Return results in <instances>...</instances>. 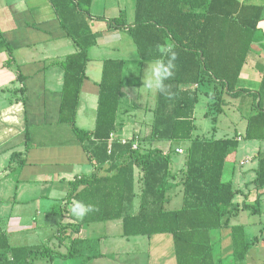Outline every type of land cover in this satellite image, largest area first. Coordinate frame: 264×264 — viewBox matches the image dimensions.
I'll return each instance as SVG.
<instances>
[{"label": "trees", "instance_id": "trees-1", "mask_svg": "<svg viewBox=\"0 0 264 264\" xmlns=\"http://www.w3.org/2000/svg\"><path fill=\"white\" fill-rule=\"evenodd\" d=\"M67 36L77 50L57 63L64 68L60 122L72 126L90 158L103 165L111 162L105 175L93 174L71 182L69 198L94 206L84 222L123 219V235L171 233L178 264H250L247 255L259 241L249 238L243 224L232 223L234 212L248 205L235 202L238 189L224 180L226 163L235 160L239 136L201 137L195 134L194 112L202 94L209 95L220 113L225 94L238 96L240 75L252 51L264 6L241 0H137L136 18L129 24L123 16L109 20V28H128L139 53V63L165 59L160 46L171 45L176 53L174 75L165 81L168 94L158 92V103L151 140L189 141L183 169L181 207L166 209L164 204L175 174L172 154L160 148L133 147L112 132L122 128L118 111L126 85V60L107 58L99 82V105L93 130L76 123L81 90L87 77L88 50L97 42L91 29L90 7L93 0H50ZM9 53L7 66L24 81L23 64L6 39L0 47ZM47 62L44 63L47 66ZM45 72L43 67L40 71ZM198 84L197 88L190 85ZM209 89V90H208ZM255 95L256 112L248 117L245 139L264 140V71ZM259 98V99H258ZM216 121V120H215ZM255 188H264V153L257 156ZM102 166V164L100 165ZM140 168L142 191L140 209L129 212L137 192L135 168ZM250 208V207H249ZM229 229L232 254L219 256L213 231ZM68 253L47 245L13 246L5 231H0V264H33L35 259Z\"/></svg>", "mask_w": 264, "mask_h": 264}, {"label": "crops", "instance_id": "crops-1", "mask_svg": "<svg viewBox=\"0 0 264 264\" xmlns=\"http://www.w3.org/2000/svg\"><path fill=\"white\" fill-rule=\"evenodd\" d=\"M241 1L264 6V0ZM101 9L93 0L89 22L93 24L91 29L96 33L97 42L88 50L87 77L82 85L76 123L82 129H95L103 62L107 58L125 59L126 85L122 90L118 111L122 128L116 131V137L124 136L130 141H137L138 146L141 143L146 148H160L172 154L175 179H172L164 206L166 209L181 207L186 159L185 152L180 153L177 148L182 147L186 151L190 142L151 140L158 92L153 93L143 86L148 64L154 61L141 65L139 57H136V61L130 64L126 55L120 56L124 51L121 43L126 41L130 33L128 28H109V19L122 13V9L118 11L105 6ZM133 18L127 19V22L132 24ZM258 31L264 32V18L259 22L254 36V40L260 38L263 42L264 36L257 34ZM1 39H6L15 48L14 53L18 62L23 64L25 78L24 81L19 79L16 69L7 66L9 53L5 47H0V231L6 232L10 244L47 245L55 251L68 253L66 257L37 258L33 264H178L171 233L125 236L122 218L84 222L85 217L79 219L70 212L72 203L79 201L68 196L71 182L93 174L105 175L111 162L103 165L92 160L78 138L68 142L60 138L63 128L59 118L64 68L57 62L75 52L78 47L67 36L50 0H0ZM253 45L252 55H249L244 65L246 73L243 67L239 81L240 88L243 78L251 81L243 87L246 91L238 96L224 95L227 96L223 106L229 104L228 98L241 96L242 103H246L247 111L242 113L246 119L243 131L231 135L229 127L220 122V115H227V112H214V99L202 94L201 99L203 96L211 99L204 113V117L210 120L205 127L210 135H197L217 138L239 136L238 149L246 140L244 136L248 117L256 112L254 94L260 88L258 82H262L264 71V51H253ZM137 54L139 56L138 50ZM134 66L135 72L131 71ZM137 66H140L138 71ZM43 67L45 72L41 73ZM135 74L140 80L129 79ZM190 87L197 88L198 84ZM195 113L196 109V123ZM33 127L39 128L37 132L42 141L34 140L37 135H33ZM197 128L196 123L195 130ZM242 148L251 153L241 159L240 164L245 165L250 161L251 167L238 172L235 170L233 179L229 181L238 189L235 202L241 207L246 204L248 208L234 212L231 222L243 224L249 238L258 236L259 241L247 255L248 263L257 264L264 261V188L256 189L253 182L257 173V156L264 153V141L257 145L246 142ZM135 172L137 196L129 209L132 213L140 209L142 191L141 169L137 167ZM213 238L218 244L219 256L221 252L225 256L232 254L229 229L214 230Z\"/></svg>", "mask_w": 264, "mask_h": 264}, {"label": "rangeland", "instance_id": "rangeland-1", "mask_svg": "<svg viewBox=\"0 0 264 264\" xmlns=\"http://www.w3.org/2000/svg\"><path fill=\"white\" fill-rule=\"evenodd\" d=\"M95 3H96V5H99V7H102L101 10L104 9V6H105V8L106 7L114 8V9H116L118 11L121 8L122 9L121 10L122 13H118V17L121 15V16H123V18L126 19V21H127V19L131 20L133 17H134L133 18L134 20L136 18V3H137V0H95ZM90 11H91V7H90ZM101 17H103V16H101ZM115 17H117V16H115ZM99 19L101 21L105 20V18H99ZM89 24H90V22H89ZM92 25L90 24L91 28L93 27ZM122 32H124V30ZM257 34H260V35L264 36V32H262V31H258ZM257 41H259L261 44H259ZM122 44H123V47H124V51L122 53H120L119 55L120 56H125L126 55L125 58L128 60V62H130V64L135 62L136 59H137L136 57H139V56L137 54V47L134 44L131 35H128V37H126V41L125 42L123 41L121 43V45ZM256 49H257V52L264 51V41L261 42L260 38H259V40H254L253 51H256ZM249 55H252V53L250 52ZM139 69H140V66H137L136 71H138ZM244 70H245V73H246V68L245 67H244ZM131 71L135 72V66H134V68H131ZM131 71L129 73H131ZM240 77H241V75H240ZM246 77H248V76H246ZM129 79L130 80H140V78H138V76L136 74L133 75V76H129ZM249 82H251V81H249ZM249 82L247 80H244V78H243V81H242L240 86H242V88L246 87L249 84ZM261 83H262L261 81L258 82V84H260L259 86H261ZM138 92H140V91H138ZM241 94H243V93H241ZM226 96H225V100H226ZM242 100H243L242 96L240 98H235V99L228 98L229 104H226L222 108V110H225L227 112L226 113L227 115H220V122L222 121V123L225 126L229 127V129L231 130V133H230L231 135H235L237 132H239V131L242 132L243 131V126L245 124L246 119H245V117H242V113H246L247 108H246V103H242ZM209 102H211V99L206 97V96H203L202 99H201V102L197 105L195 117H196V120H197L196 123L198 125V128H197V130H195V134L196 135L197 134H201V135L204 134V135H207V136L210 135V133L207 130V128H205L206 125H209L210 120H208V119H206L204 117L205 111L208 110V108H209ZM217 107H218L217 105L213 104L212 105V110L216 111ZM61 125L63 127L62 130H61V134H60V138H61L62 141L68 142L69 140L73 141V140H75V138H77V136L75 135L74 131L72 130V126L69 123H62ZM37 131H40L39 128H34L33 127V135H37L34 140L42 141V138H40L38 136L39 132H37ZM120 138L121 139H125V140L127 139L128 141L130 140L129 138L124 137V136L120 137ZM255 140H259V139H255ZM262 141H264V140L251 141V139L250 140L246 139V140H244L242 142L241 148L238 149V152L236 153V156H235L236 159L228 161L226 163L225 175H224V179L226 181H229V180L233 179V173H234L235 170L238 172L239 170L248 169L249 167H251L250 161H249V163L247 162V164H245V165L240 164L241 159H243L247 154L251 153V151L250 152H246V150L244 148H242V146L246 142H254L257 145V143H262ZM110 143H111V141H110ZM134 143L137 144V141H134ZM184 152H180V153H184ZM185 154H186V152L184 153V155ZM181 197L182 196L180 195L179 198H181ZM169 206H171V205H169ZM260 250H261V248H260ZM217 251H218V244H217ZM257 264H264V261H259V263H257Z\"/></svg>", "mask_w": 264, "mask_h": 264}, {"label": "clouds", "instance_id": "clouds-1", "mask_svg": "<svg viewBox=\"0 0 264 264\" xmlns=\"http://www.w3.org/2000/svg\"><path fill=\"white\" fill-rule=\"evenodd\" d=\"M159 50L162 56L168 57L165 59H157L148 64L145 71L144 86L149 91L160 94H168V85L165 81L174 75L176 53L172 51L171 45L160 46ZM94 206L84 204L83 202L74 201L70 207L71 214L79 219H83L89 212L94 211Z\"/></svg>", "mask_w": 264, "mask_h": 264}, {"label": "built area", "instance_id": "built-area-1", "mask_svg": "<svg viewBox=\"0 0 264 264\" xmlns=\"http://www.w3.org/2000/svg\"><path fill=\"white\" fill-rule=\"evenodd\" d=\"M116 138V133L115 132H112L111 133V137H110V141L112 142L114 139ZM121 141L123 142V143H126V142H128V140L126 139H121ZM133 147L134 148H137L138 147V143L136 144V143H133ZM177 151L178 152H184V149L182 148V147H178L177 148ZM248 161V160H247Z\"/></svg>", "mask_w": 264, "mask_h": 264}]
</instances>
